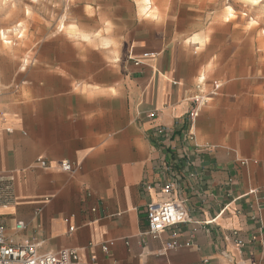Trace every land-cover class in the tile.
Wrapping results in <instances>:
<instances>
[{
    "label": "crops",
    "instance_id": "crops-1",
    "mask_svg": "<svg viewBox=\"0 0 264 264\" xmlns=\"http://www.w3.org/2000/svg\"><path fill=\"white\" fill-rule=\"evenodd\" d=\"M138 1L66 0L60 15L40 20L29 59L3 58L12 66L0 65V183L12 186L0 205L5 236L35 242L40 253L74 249L77 264H258L261 43L241 16L218 24L217 0H168L160 22L139 18ZM231 23L239 33L219 38ZM213 80L222 86L187 140L190 99ZM159 126L173 129L171 138L159 139ZM167 182L190 220L155 237L147 208L169 199L160 190ZM232 230L246 247H236Z\"/></svg>",
    "mask_w": 264,
    "mask_h": 264
},
{
    "label": "built area",
    "instance_id": "built-area-1",
    "mask_svg": "<svg viewBox=\"0 0 264 264\" xmlns=\"http://www.w3.org/2000/svg\"><path fill=\"white\" fill-rule=\"evenodd\" d=\"M144 55L147 57L153 55V53H145ZM210 84V91L204 92L202 84L199 83L196 86L198 93L190 99L192 101V106L186 116L187 118H185L188 124L186 123L187 129L185 130L184 138L187 140H195V135L191 131V125L199 116L202 108L209 103L212 96H214L222 86L218 80H213ZM149 116L154 118L156 112H151ZM156 131L157 137L161 140H167L171 138L173 134V129L165 126H159ZM243 163L247 164V161H243ZM38 164L42 167L49 166V163L44 159H40ZM59 166L64 171H73V165L70 161L59 162ZM147 188L151 190L152 186L147 185ZM160 190L162 194L169 199L152 201L147 208L149 224L147 233L155 237L159 236L160 233L167 228L177 226L190 220L186 202L181 199L173 198L174 184L172 182H167L165 185L161 186ZM250 193L254 194L255 192L250 191ZM11 198V181L6 180L0 183V205L8 204ZM263 210L264 198H258L256 201V213L252 216V219L259 223V230L261 233H264ZM25 227L26 224L24 221H18L16 223L17 230H23ZM231 235L237 248L246 247L248 242L240 235L238 230H232ZM262 245L264 250V242ZM174 247H176V243L167 245V248ZM78 261V252L74 249L63 248L55 252L40 253L35 242L26 241L23 244L14 243L6 238L5 228L0 224V264H77ZM258 264H264V259Z\"/></svg>",
    "mask_w": 264,
    "mask_h": 264
},
{
    "label": "rangeland",
    "instance_id": "rangeland-1",
    "mask_svg": "<svg viewBox=\"0 0 264 264\" xmlns=\"http://www.w3.org/2000/svg\"><path fill=\"white\" fill-rule=\"evenodd\" d=\"M168 0H151L149 5V17L141 12V6L145 7L143 0L138 1L139 18L154 19L160 22L162 11L168 6ZM66 7V0H0V65L6 71L12 68L8 63H2L4 57L14 60L29 59L30 46L33 43L34 31L43 23L40 20L47 19L48 13L53 11L60 13ZM218 24L222 25L227 18L235 20L241 16L240 25H245V30H250L255 42L261 43L264 60V0H217ZM192 14L185 16L186 22L193 21ZM225 15L223 17H220ZM229 15V16H228ZM244 21V22H241ZM238 23V22H236ZM235 23V24H236ZM63 23H59L62 27ZM200 25H192L191 27ZM224 32L219 33V38L233 36V24L225 26ZM15 29V30H14ZM5 33V38L2 36ZM255 35V36H254ZM23 62V61H22ZM24 63V62H23ZM201 75H204L201 73ZM13 241V240H12ZM15 242V241H14Z\"/></svg>",
    "mask_w": 264,
    "mask_h": 264
},
{
    "label": "bare ground",
    "instance_id": "bare-ground-1",
    "mask_svg": "<svg viewBox=\"0 0 264 264\" xmlns=\"http://www.w3.org/2000/svg\"><path fill=\"white\" fill-rule=\"evenodd\" d=\"M147 2L149 1V0H146ZM254 1H256V0H254ZM149 3V2H148ZM229 16V15H228ZM15 30V29H14ZM263 34H264V31H263ZM2 36H3V38H5V33L4 32H2Z\"/></svg>",
    "mask_w": 264,
    "mask_h": 264
}]
</instances>
